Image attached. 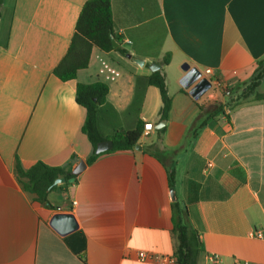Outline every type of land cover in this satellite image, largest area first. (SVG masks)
Segmentation results:
<instances>
[{"label": "crops", "instance_id": "obj_1", "mask_svg": "<svg viewBox=\"0 0 264 264\" xmlns=\"http://www.w3.org/2000/svg\"><path fill=\"white\" fill-rule=\"evenodd\" d=\"M87 1L4 0L0 9V264H161L157 256L177 250L176 205L199 234L201 264L210 254L221 264H264V101L228 104V89L248 85L264 60V0H113L114 34L131 58L95 47L89 67L65 82L54 70ZM154 64L173 100L160 141L161 94L146 82ZM185 65L214 82L198 101L181 84ZM97 82L109 87L104 137L140 121L154 130L141 150L103 153L89 165L94 148L76 91ZM216 102L225 114L189 139L200 105ZM156 144L161 153L146 151ZM39 162L87 166L49 194L48 206L17 180L18 163ZM59 213L74 215L78 230L57 233Z\"/></svg>", "mask_w": 264, "mask_h": 264}, {"label": "trees", "instance_id": "obj_2", "mask_svg": "<svg viewBox=\"0 0 264 264\" xmlns=\"http://www.w3.org/2000/svg\"><path fill=\"white\" fill-rule=\"evenodd\" d=\"M4 0H0V9ZM113 0H89L79 15L75 34L72 38L70 48L54 70V74L62 81H73L77 79L78 72L87 69L90 64L93 49L99 48L104 52L120 51L124 55L128 52L121 47L115 48L112 36L120 39L114 34ZM170 55L164 59L165 65L170 63ZM264 80V60L257 63V69L248 85H237L228 89L231 98L228 104L232 109L250 102L264 101V93L256 90ZM147 84L159 89L162 99L160 111L161 121H167L172 108L173 100L169 95L166 76L163 72L157 71L147 78ZM244 86L246 90L242 91ZM141 90L140 85L137 93ZM109 87L101 82L93 84H77V103L86 110L87 116L83 126V133L87 135L94 152L87 160V164L94 163L102 154H96L99 143L112 140L114 143L113 152L133 150L139 145L145 124L141 121L133 130L119 129L110 137H104L99 128L100 114L102 107L108 106L107 97ZM237 96L234 98L233 95ZM201 115L196 119L189 131V139L197 137L199 132L205 128L208 122L224 113V106L221 103H214L211 108L200 105ZM165 133V127L158 130L159 141ZM158 144L146 149L147 152H160ZM150 152V153H152ZM107 153V152H106ZM161 153V152H160ZM17 180L25 192L35 195L39 203L46 205L49 194L57 189L55 181L59 178L67 180L78 177L73 174L72 169L64 167H52L43 162L36 163L29 169L22 167L20 163L16 167ZM174 233L178 246L175 253L176 264H200L202 258L201 240L198 232L193 228L189 220L188 210L184 206L176 205L173 217Z\"/></svg>", "mask_w": 264, "mask_h": 264}, {"label": "water", "instance_id": "obj_3", "mask_svg": "<svg viewBox=\"0 0 264 264\" xmlns=\"http://www.w3.org/2000/svg\"><path fill=\"white\" fill-rule=\"evenodd\" d=\"M113 45L115 48L119 47V43L117 40L112 36ZM128 57L131 58V55L128 54ZM134 61L139 64L140 66H144V62L140 59H134ZM162 68V65L160 64H154L151 66V70L153 72L159 71ZM183 70L186 72V75L181 80L182 86L189 90L191 97L195 100H200L209 90L212 88V83L209 79L202 78V74L200 71H198L195 68H190L188 65L183 66ZM166 125V121H161L157 126V130H161ZM114 149V143L112 140L103 141L98 144L96 149V154H103L106 152H110ZM136 149L141 150V146L137 145ZM86 163L81 162L74 170V175L81 174L85 168ZM70 183H74L75 179H71L69 181ZM67 183V180L64 178H59L55 181V185H64ZM48 206H50L49 203H47ZM184 209L186 210L187 207L184 206ZM51 226L52 228L59 233L62 236H67L69 234H72L78 230V223L74 217V215L70 213H59L55 215L51 220Z\"/></svg>", "mask_w": 264, "mask_h": 264}, {"label": "built area", "instance_id": "obj_4", "mask_svg": "<svg viewBox=\"0 0 264 264\" xmlns=\"http://www.w3.org/2000/svg\"><path fill=\"white\" fill-rule=\"evenodd\" d=\"M205 74L207 75H211L212 74V71L210 69H207L205 71ZM210 82L212 83V85H214V82L209 78ZM219 87H221V83L220 82H215ZM154 130V126L153 124L151 123H148V124H145L144 126V131H143V134H142V137H148L150 135V132ZM213 165L212 163H209L208 164V168H211ZM76 204V203H74ZM139 259L141 261H147L148 260V254L146 252H141L139 254ZM156 260L157 261H160L161 264H176V258L175 257H172V256H164V257H161V256H157L156 257ZM206 260L208 262V264H221L220 260H219V257L216 256V255H207L206 256ZM242 264H249V263H242Z\"/></svg>", "mask_w": 264, "mask_h": 264}, {"label": "rangeland", "instance_id": "obj_5", "mask_svg": "<svg viewBox=\"0 0 264 264\" xmlns=\"http://www.w3.org/2000/svg\"><path fill=\"white\" fill-rule=\"evenodd\" d=\"M262 88V89H261ZM260 88V91H262V92H264V81H263V85H262V87ZM258 89H259V87H258ZM201 264V263H200Z\"/></svg>", "mask_w": 264, "mask_h": 264}]
</instances>
